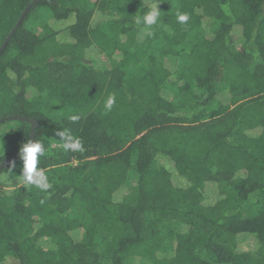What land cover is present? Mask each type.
I'll return each mask as SVG.
<instances>
[{
	"label": "trees",
	"instance_id": "obj_1",
	"mask_svg": "<svg viewBox=\"0 0 264 264\" xmlns=\"http://www.w3.org/2000/svg\"><path fill=\"white\" fill-rule=\"evenodd\" d=\"M33 1L0 0V47ZM5 116L36 121L51 186L0 171V264H264V0H38L0 54Z\"/></svg>",
	"mask_w": 264,
	"mask_h": 264
},
{
	"label": "clouds",
	"instance_id": "obj_2",
	"mask_svg": "<svg viewBox=\"0 0 264 264\" xmlns=\"http://www.w3.org/2000/svg\"><path fill=\"white\" fill-rule=\"evenodd\" d=\"M160 10L158 3L150 6V10L142 16H138L135 20L137 25H143L145 28H150L155 25L159 19ZM177 20L180 23H187L189 17L187 14H178ZM115 104V97L109 96L104 102L105 110L110 111ZM69 119L76 122L80 119L78 115H71ZM56 137L62 141V149L64 152L82 151L83 145L79 138L75 137L72 132L66 128H58L52 130ZM45 145L39 140H27L23 143L19 150V161L21 162L20 173L18 175L20 183L25 187H34L41 191H46L50 188L48 176L43 168L38 167L40 158L45 155ZM17 167L15 161L11 162L10 169Z\"/></svg>",
	"mask_w": 264,
	"mask_h": 264
},
{
	"label": "water",
	"instance_id": "obj_3",
	"mask_svg": "<svg viewBox=\"0 0 264 264\" xmlns=\"http://www.w3.org/2000/svg\"><path fill=\"white\" fill-rule=\"evenodd\" d=\"M38 2V0H34L31 4H29L25 9L24 11L22 12V14L20 15L18 21L16 22L14 28L11 30V32L8 34V36L5 38L4 42L2 43L1 47H0V54L3 52L5 46L7 45L8 41L10 40V38L12 37L13 33L15 32V30L20 26L22 20L24 19L25 15L27 14V12L29 11L30 7L34 4H36ZM13 120H23V121H26L28 123H30V127H31V130H30V137H29V140H33L34 138V128L35 126L37 125L36 121L33 120V119H26V118H20L18 116H8V117H5L3 119H0V124L2 122H5V121H13ZM17 158H19V152L18 153H14L10 156H8L4 161H2L0 163V171L2 169H4L5 167H7L11 162L15 161Z\"/></svg>",
	"mask_w": 264,
	"mask_h": 264
},
{
	"label": "rangeland",
	"instance_id": "obj_4",
	"mask_svg": "<svg viewBox=\"0 0 264 264\" xmlns=\"http://www.w3.org/2000/svg\"><path fill=\"white\" fill-rule=\"evenodd\" d=\"M96 63L98 62L97 65L105 67L106 65V61H104V58L102 56H100L99 58L94 60ZM6 117V116H5ZM3 117V118H5ZM2 117L0 119H3ZM18 125V122H16V120L13 121H8L5 123L0 124V156H2L3 154H6L9 149L10 146L7 144V142L4 140V135L7 134V132L13 128L16 127ZM4 134V135H3ZM12 155V154H11ZM10 156V155H9ZM158 163L161 164L163 163L162 159H157ZM12 170H10V173H2L0 174V180L1 182H7V179L9 177V175L11 174ZM4 186V185H3ZM8 188H6L7 190ZM244 237L241 236V240ZM4 264H18L17 261L13 260V259H7V261Z\"/></svg>",
	"mask_w": 264,
	"mask_h": 264
}]
</instances>
